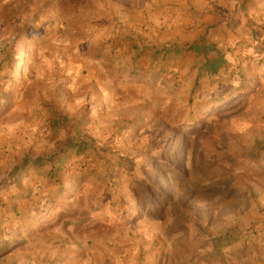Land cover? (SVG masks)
I'll use <instances>...</instances> for the list:
<instances>
[{"label":"rangeland","instance_id":"374dc122","mask_svg":"<svg viewBox=\"0 0 264 264\" xmlns=\"http://www.w3.org/2000/svg\"><path fill=\"white\" fill-rule=\"evenodd\" d=\"M227 234L220 264H264V0H0V264H205Z\"/></svg>","mask_w":264,"mask_h":264},{"label":"trees","instance_id":"16d2710c","mask_svg":"<svg viewBox=\"0 0 264 264\" xmlns=\"http://www.w3.org/2000/svg\"><path fill=\"white\" fill-rule=\"evenodd\" d=\"M70 1L76 2L79 0H70ZM187 51L196 52L198 55L204 56L206 58L211 53H216V57H214L212 59H208L206 61L205 66H204V71L206 72V74H208L211 77L218 76L220 74L221 70L226 67V61H225L224 57H222L220 52L217 51V49L214 46L206 45L204 43L203 39L198 40V41L190 44L189 46H187ZM28 163H30V162L26 161L23 165L20 166V168L27 166ZM33 164L34 165L44 164L43 159L39 158V159L35 160L33 162ZM232 242H233V236L228 235V234L221 237V238L214 239L212 241V247H213L214 252L210 253V255L198 257L197 259H200V261H202L205 264H220L221 261L219 259L217 252H215V250L218 251L220 249V246H227L228 247L232 244ZM241 259L242 258H239L237 256V254H235L233 260H231V264H240L239 260H241Z\"/></svg>","mask_w":264,"mask_h":264}]
</instances>
